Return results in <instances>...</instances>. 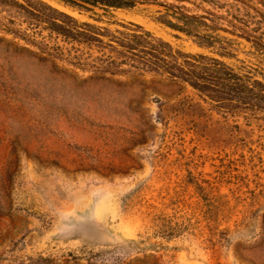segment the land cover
<instances>
[{"label":"rangeland","instance_id":"rangeland-1","mask_svg":"<svg viewBox=\"0 0 264 264\" xmlns=\"http://www.w3.org/2000/svg\"><path fill=\"white\" fill-rule=\"evenodd\" d=\"M5 1L0 264H264V122L223 116L160 73L119 70L109 47L49 29L41 5ZM41 1L107 36L139 24L264 80V55L245 40L219 31L229 45H208L189 30L215 36L195 26L207 15L262 33L264 0H136L189 21L138 4L106 14Z\"/></svg>","mask_w":264,"mask_h":264},{"label":"trees","instance_id":"trees-1","mask_svg":"<svg viewBox=\"0 0 264 264\" xmlns=\"http://www.w3.org/2000/svg\"><path fill=\"white\" fill-rule=\"evenodd\" d=\"M29 4V0H22ZM45 9L42 18L48 28L66 39L89 46L111 49L115 55H107L109 63L126 71L122 64L146 71L160 73L167 79L182 83L194 89L199 96L223 116L243 118L248 125L254 121L264 122V80L257 77V69L238 71L223 60L205 54H193L174 49L170 42L155 36L143 26L131 22L134 28H128L121 37L105 35L102 29L89 23H80L76 18L59 12L41 0H32ZM14 2L18 7L29 10L22 2ZM98 5L106 14H112L110 8H122L135 5L136 0H89ZM56 15V16H55ZM177 16V15H175ZM179 19L189 21L191 17L180 13ZM195 26L206 30L222 31L245 40L250 50L264 55V32L247 27L226 29L224 25L210 23L207 15L193 16ZM192 18V19H193ZM211 45L215 41L229 45L220 35H208L191 30ZM188 32V30H184ZM108 37L106 41L105 38Z\"/></svg>","mask_w":264,"mask_h":264},{"label":"water","instance_id":"water-1","mask_svg":"<svg viewBox=\"0 0 264 264\" xmlns=\"http://www.w3.org/2000/svg\"><path fill=\"white\" fill-rule=\"evenodd\" d=\"M70 1H72L73 3H75L77 5L86 7L88 9H91V10H94V11H96L97 9H101L98 5H96L94 3H91L89 1H86V0H70ZM136 4L143 5V6H146V7H149V8H156V9H158L160 11L168 12L170 14H175L177 16L180 15V13L178 11H176L175 9L170 8L169 6H167L165 4H162V3L136 1Z\"/></svg>","mask_w":264,"mask_h":264},{"label":"bare ground","instance_id":"bare-ground-1","mask_svg":"<svg viewBox=\"0 0 264 264\" xmlns=\"http://www.w3.org/2000/svg\"><path fill=\"white\" fill-rule=\"evenodd\" d=\"M57 2V1H56Z\"/></svg>","mask_w":264,"mask_h":264}]
</instances>
